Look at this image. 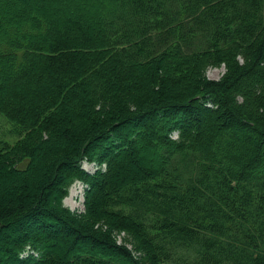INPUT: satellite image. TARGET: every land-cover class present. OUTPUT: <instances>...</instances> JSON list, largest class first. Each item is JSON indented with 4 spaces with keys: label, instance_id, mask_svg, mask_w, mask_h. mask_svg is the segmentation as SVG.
<instances>
[{
    "label": "trees",
    "instance_id": "trees-1",
    "mask_svg": "<svg viewBox=\"0 0 264 264\" xmlns=\"http://www.w3.org/2000/svg\"><path fill=\"white\" fill-rule=\"evenodd\" d=\"M0 115V264H264V0H0Z\"/></svg>",
    "mask_w": 264,
    "mask_h": 264
},
{
    "label": "rangeland",
    "instance_id": "rangeland-1",
    "mask_svg": "<svg viewBox=\"0 0 264 264\" xmlns=\"http://www.w3.org/2000/svg\"><path fill=\"white\" fill-rule=\"evenodd\" d=\"M93 3L94 2H92V4L90 3L89 5H87L85 3V5H82L83 6L82 8H84L86 6L91 7L93 5ZM224 70H225V66L223 64L209 65L205 69L204 77H206L207 79H209V78L217 79L223 74ZM172 77L180 79V83L177 85H174V90H177V91L181 90L182 86H184L188 83H193L195 81L194 80L195 77L192 79V77H193L192 73H188V72L183 73L178 67L176 69L172 70ZM183 78H185V79H183ZM190 79H192V80L189 81ZM176 83H177V81H176ZM131 130H133V129H131ZM131 130H128L129 133L131 132ZM173 136H175V134ZM18 138H19L18 135L11 128L10 123L3 116L0 115V140L8 142L10 145H12L18 140ZM121 150L124 151L125 148H122ZM150 154H152V151L150 152ZM21 163L22 164L19 163L18 165L24 166L26 164V161H24V162L22 161ZM80 167L89 173H94L95 171H98V170H100V171L104 170L103 164L101 165V164H98L97 162L89 161L86 159H83L82 161H80ZM67 169H68V167L63 166L62 169L58 172V175H57L58 178L57 179L59 180V184L65 180V173H66ZM88 188H89V185L80 179H75L74 181H72V183L69 186L68 194L63 199L64 206L68 207L71 211H76V212L83 211L84 210L83 209L84 196H85ZM48 190H49L51 198L53 199V197L55 196L54 189L51 188ZM118 240H120V239L118 238Z\"/></svg>",
    "mask_w": 264,
    "mask_h": 264
}]
</instances>
